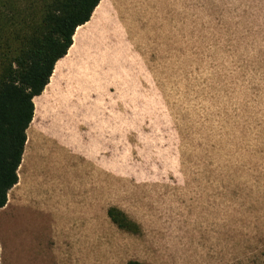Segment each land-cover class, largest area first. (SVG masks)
<instances>
[{
    "label": "rangeland",
    "instance_id": "rangeland-1",
    "mask_svg": "<svg viewBox=\"0 0 264 264\" xmlns=\"http://www.w3.org/2000/svg\"><path fill=\"white\" fill-rule=\"evenodd\" d=\"M115 1L36 99L1 264H264V0Z\"/></svg>",
    "mask_w": 264,
    "mask_h": 264
},
{
    "label": "trees",
    "instance_id": "trees-1",
    "mask_svg": "<svg viewBox=\"0 0 264 264\" xmlns=\"http://www.w3.org/2000/svg\"><path fill=\"white\" fill-rule=\"evenodd\" d=\"M101 2L0 1V211L19 183L34 101L50 84L56 65L72 49L77 30L91 21ZM108 217L119 229L138 232V226L120 210L111 208Z\"/></svg>",
    "mask_w": 264,
    "mask_h": 264
},
{
    "label": "crops",
    "instance_id": "crops-1",
    "mask_svg": "<svg viewBox=\"0 0 264 264\" xmlns=\"http://www.w3.org/2000/svg\"><path fill=\"white\" fill-rule=\"evenodd\" d=\"M123 1H124V3L131 4V5H139V6L143 5L144 7L141 8V10L151 11V12H161V11L167 10L166 7H160V6L176 4L178 2V0H123ZM114 3H116L115 0H102L100 5L98 6V8L95 10L91 21L88 24H86L85 26L89 25L94 19L101 18V16H102V19H103L104 15L106 16L105 18H107L110 11H111L112 5ZM138 10H140V7L138 8ZM152 17H155V16L153 15ZM85 26L81 27V29H83ZM78 30L76 32V35L78 33ZM76 35H75V37H76ZM56 67H57V65H56ZM55 70H56V68H55ZM54 73H55V71H54ZM53 77H54V75H53ZM50 82H52V79ZM47 87H46V89H47ZM71 119H73V118H71ZM77 123H79V122H77ZM73 128H75V127H73ZM78 128L79 127L75 128V129H78ZM51 132H53V134H51L50 137L52 139H56L57 143L59 142L60 146H65V147H68L69 149L72 148V146H74V143H72V141H71L72 133H71L69 128H65V127L60 128V126H59L56 129L53 128L51 130ZM57 143H55V144L57 145ZM47 149H48L49 157L51 155V157H50L51 162L56 164L55 165L56 171H59L60 168L58 166V163L60 162V151L56 150V147L53 145V143H49V146ZM51 174H52L53 178L56 177L55 170H54V172H51Z\"/></svg>",
    "mask_w": 264,
    "mask_h": 264
},
{
    "label": "bare ground",
    "instance_id": "bare-ground-1",
    "mask_svg": "<svg viewBox=\"0 0 264 264\" xmlns=\"http://www.w3.org/2000/svg\"><path fill=\"white\" fill-rule=\"evenodd\" d=\"M81 31H82V29L80 28L79 30H78V33H77V35H76V37L74 38V39H76L77 37H79V35H80V33H81ZM75 48V45H74V47L72 48V50ZM71 50V51H72ZM63 61H60L58 64H57V67H56V70H55V73H54V76H56L57 75V73L60 71V68L62 67V63ZM53 80V79H52ZM35 104L37 105V101H36V99H35ZM38 107V106H37Z\"/></svg>",
    "mask_w": 264,
    "mask_h": 264
}]
</instances>
